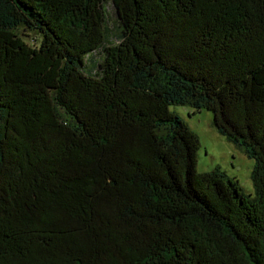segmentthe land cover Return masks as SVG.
Returning <instances> with one entry per match:
<instances>
[{
    "label": "trees",
    "instance_id": "16d2710c",
    "mask_svg": "<svg viewBox=\"0 0 264 264\" xmlns=\"http://www.w3.org/2000/svg\"><path fill=\"white\" fill-rule=\"evenodd\" d=\"M107 2L0 0V264H264V0Z\"/></svg>",
    "mask_w": 264,
    "mask_h": 264
},
{
    "label": "rangeland",
    "instance_id": "374dc122",
    "mask_svg": "<svg viewBox=\"0 0 264 264\" xmlns=\"http://www.w3.org/2000/svg\"><path fill=\"white\" fill-rule=\"evenodd\" d=\"M105 8L108 33L116 37L117 15L110 0L105 4ZM171 111L199 138L200 147L197 153L196 170L199 173H207L219 168L229 178L239 183L246 196L254 197V187L251 181L254 161L218 134L212 125V113L206 110L197 113L191 108L181 106L172 107Z\"/></svg>",
    "mask_w": 264,
    "mask_h": 264
}]
</instances>
